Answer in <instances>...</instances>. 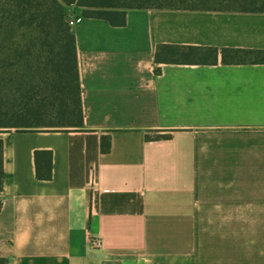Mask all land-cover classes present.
<instances>
[{
	"label": "crops",
	"instance_id": "1",
	"mask_svg": "<svg viewBox=\"0 0 264 264\" xmlns=\"http://www.w3.org/2000/svg\"><path fill=\"white\" fill-rule=\"evenodd\" d=\"M72 12L85 129L0 134V259L264 264V63L223 61L264 51V14L130 10L114 27ZM161 45L218 62L157 65Z\"/></svg>",
	"mask_w": 264,
	"mask_h": 264
},
{
	"label": "trees",
	"instance_id": "2",
	"mask_svg": "<svg viewBox=\"0 0 264 264\" xmlns=\"http://www.w3.org/2000/svg\"><path fill=\"white\" fill-rule=\"evenodd\" d=\"M73 9L83 17L126 25L130 10H173L264 14V0H0V134L8 131L79 132L85 129ZM230 64L264 63V51L225 50ZM156 64L215 65L218 51L198 47L158 46ZM171 138L147 132L148 141ZM102 153L111 152L103 138ZM38 177L52 178V162ZM4 141L0 139V194L4 192ZM3 202L0 200V212ZM0 264L9 260L0 259Z\"/></svg>",
	"mask_w": 264,
	"mask_h": 264
},
{
	"label": "built area",
	"instance_id": "3",
	"mask_svg": "<svg viewBox=\"0 0 264 264\" xmlns=\"http://www.w3.org/2000/svg\"><path fill=\"white\" fill-rule=\"evenodd\" d=\"M72 25H73V23H72ZM91 243L96 248L102 246V241L100 239H92Z\"/></svg>",
	"mask_w": 264,
	"mask_h": 264
}]
</instances>
